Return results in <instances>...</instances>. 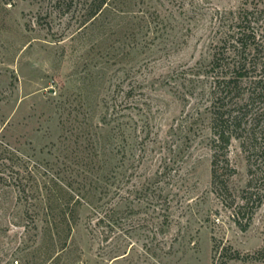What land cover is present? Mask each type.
<instances>
[{
    "label": "rangeland",
    "instance_id": "obj_1",
    "mask_svg": "<svg viewBox=\"0 0 264 264\" xmlns=\"http://www.w3.org/2000/svg\"><path fill=\"white\" fill-rule=\"evenodd\" d=\"M246 1L109 0L92 17L95 0H0V264H264L247 257L264 201L247 230L231 207L241 140L231 191H213L201 73L218 12Z\"/></svg>",
    "mask_w": 264,
    "mask_h": 264
},
{
    "label": "trees",
    "instance_id": "obj_2",
    "mask_svg": "<svg viewBox=\"0 0 264 264\" xmlns=\"http://www.w3.org/2000/svg\"><path fill=\"white\" fill-rule=\"evenodd\" d=\"M108 1L95 0L92 17ZM217 22L212 59L201 72L212 115V186L221 197L231 191L229 152L233 140H241L250 180L241 202L234 198L231 207L237 225L247 230L264 201V188H258L264 183V0H247L238 10L219 11ZM247 257L264 261V245Z\"/></svg>",
    "mask_w": 264,
    "mask_h": 264
}]
</instances>
